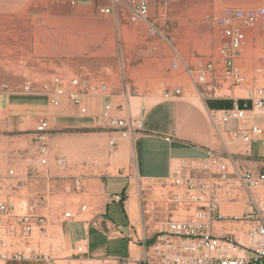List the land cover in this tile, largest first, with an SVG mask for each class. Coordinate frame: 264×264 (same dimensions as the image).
Segmentation results:
<instances>
[{
  "label": "rangeland",
  "instance_id": "374dc122",
  "mask_svg": "<svg viewBox=\"0 0 264 264\" xmlns=\"http://www.w3.org/2000/svg\"><path fill=\"white\" fill-rule=\"evenodd\" d=\"M73 1L0 0V84L5 83L8 87L0 92V96H9L17 102L30 100L41 106L43 115H49L50 159L65 156L70 164L66 174L51 168L52 176L83 174L84 178H88L93 175H116L115 165L120 166L123 160H127L129 155L121 160L115 150L124 142L133 150L134 140L121 141L115 147H109V129L98 120L106 96L113 104L122 107L123 116L130 110L133 114H140L145 126L160 123L166 128H175L179 121H188L185 120L187 113L183 110L177 112V108L191 107L201 115L198 121L205 122L214 137L216 135L203 100L246 96L242 88H229L223 82L220 83L221 87L216 85L215 88L214 82L196 86L185 75L182 64L196 70L212 60L216 77L220 79L223 64L219 50L226 39L221 29L213 24V18L227 8L247 10L264 6V0H145L149 5L147 22L130 20L132 0ZM102 8H108L110 12L101 14ZM192 27H196L197 34L189 37L188 31ZM239 28L246 35V44L235 62L248 78H252L264 53V19L254 27L239 25ZM175 63L179 65L176 70L172 68ZM55 77L65 81L77 77L86 82H103L107 85L106 92L86 100L87 113L80 115L86 118L89 114H96L97 126L94 129L61 128L55 116L60 112L58 107L48 106L42 96L21 91L26 82L40 84ZM262 83L263 80L259 79L258 84ZM178 87L182 91L180 96L173 100L163 99V91ZM199 96L202 101H199ZM153 107L159 112L144 114L145 110ZM257 120L264 125V115L258 116ZM7 122L5 112H1L0 176H5L10 167L24 174L34 155L28 135L31 131H12ZM183 126L185 128L181 127L179 135L186 138L188 122ZM142 144L145 148L138 149L137 153L141 165L152 161L151 151L159 152L158 147H163L157 139L149 140L147 144L142 141L137 145ZM146 146L150 150L148 154ZM14 150L23 151L24 158L15 152L11 158L3 156L4 152ZM160 157L157 155V160ZM130 158L132 164V152ZM95 161V166L89 165ZM82 164L87 166L83 168ZM53 181L47 189L40 177L36 183H28L21 193L29 203H39L44 198L46 207L38 204L37 212L56 222L63 212H76L82 202L74 193H64L59 188L61 183L58 178ZM114 185L115 181L108 182L109 189ZM243 207L239 204L234 211L240 214ZM110 208L113 210L114 207ZM109 213L113 215V211ZM81 219L88 218L84 214ZM33 242H40L43 252L50 248L60 257L70 254L69 251L58 253L63 244L59 238L51 242L36 236ZM81 259L72 264H100L95 260L90 261L93 258H87V255Z\"/></svg>",
  "mask_w": 264,
  "mask_h": 264
},
{
  "label": "built area",
  "instance_id": "2783aa9c",
  "mask_svg": "<svg viewBox=\"0 0 264 264\" xmlns=\"http://www.w3.org/2000/svg\"><path fill=\"white\" fill-rule=\"evenodd\" d=\"M74 2L73 0H71ZM130 20L147 22L149 5L145 0H132ZM102 8L101 14H108ZM264 19V6L255 9H224L213 18V24L221 29L226 43L219 50L223 64L220 79L216 77L215 63L207 61L198 69L182 64L185 75L196 86L214 82L228 84L229 88H242L246 96L229 99L232 106L223 110H208V120L217 143L205 150L203 158H191L174 162L164 178L143 180L134 175L137 183V199L140 216L139 235L129 237V247L135 250L123 259L99 258L100 264H264V172L243 169L241 157H250L252 144L262 135L263 125L257 120L264 115V53L256 75L248 78L236 64L246 44V35L239 25L254 27ZM173 69H178L177 63ZM259 79L263 80L262 84ZM8 87L0 84V92ZM21 91L25 94L46 98L52 107H59L63 100L78 109L79 115L87 113L86 100L107 91L103 82H86L74 77L68 81L55 77L47 82H26ZM181 89L165 90L162 97L173 100L181 95ZM210 92V90H208ZM215 95V94H214ZM242 102V106L239 103ZM120 105L105 97L99 121L109 129L108 146L134 140L144 132L142 117L128 111L125 116ZM49 121L41 118L29 135L33 144L32 163L24 174L10 167L5 176H0V262L10 264H67L86 256L89 251L87 238L76 242L70 254L56 255L53 249L41 251L40 242L46 239L50 225L67 222H83L98 230H104L109 238L120 236L114 227L105 226L103 218L82 220L90 211L86 204H79L77 211H65L57 221H50L37 212L38 204L29 203L22 196L28 183L41 180L48 189L58 178L66 194L83 191V174L52 176L51 168L66 174L70 164L65 156L50 159L48 147ZM169 141L170 138H165ZM240 148V149H239ZM24 158L23 151L4 152L11 158L13 153ZM97 162L89 165L95 166ZM83 168L87 164H82ZM43 175V176H41ZM119 197L110 202H119ZM243 205L240 212L235 205ZM92 261V260H91ZM70 264V263H68Z\"/></svg>",
  "mask_w": 264,
  "mask_h": 264
},
{
  "label": "crops",
  "instance_id": "0c3cea01",
  "mask_svg": "<svg viewBox=\"0 0 264 264\" xmlns=\"http://www.w3.org/2000/svg\"><path fill=\"white\" fill-rule=\"evenodd\" d=\"M47 103L46 98H43ZM202 99L199 96V101ZM207 106V110H223L232 106L230 99L222 100H203ZM67 102V103H65ZM88 104H90L88 102ZM231 105V106H230ZM91 106V104H90ZM60 112L55 115L61 128L69 129H94L97 126L96 114H89L86 118H82L78 109L70 102L63 100L58 107ZM41 106L36 103L24 100V102L13 101L9 96H0V114L5 112L8 119V125L12 131H26L33 130V126L38 122V118L43 117L47 119L48 116L43 115ZM183 110L185 113V120H188V133L186 138L180 137L179 130L187 124L186 121L180 122L175 128H166L160 123L146 124L143 122L145 134H138L134 139L133 150L126 142L122 143L116 148V155L123 160L125 156L129 155L127 160H123L120 166H116V175H106L101 177L95 175L93 177L84 178L83 193L75 194L77 199L81 200V204H86L90 210L85 215L88 219L103 218L105 226L114 227L120 236L109 238L104 230H98L92 225H86L82 222H67L60 225H51L48 230L46 240L51 242L55 238L62 239V245L58 249V253H65L71 250L72 246L85 238L89 241V251L87 258L96 260V258L108 259H123L129 253H133L138 248L133 249L129 247V237L135 238L139 235L140 216L137 199V183L134 180V175H138L143 180H151L156 178H164L169 174L171 165L178 161L191 158H203L205 156L206 148L216 143V137L212 135L211 130L205 122L198 121L201 115L193 108H177V112ZM159 112L154 107L145 110L147 113ZM142 112V111H141ZM176 114V112H175ZM140 115V114H139ZM55 117L53 122L55 123ZM41 119V118H40ZM49 121V118L47 119ZM99 120V119H98ZM178 126V128H177ZM264 126V125H263ZM183 128V129H184ZM170 138L166 141L165 138ZM158 140L163 145L158 147L159 152H152V161L146 162L143 165L138 160V149H142L143 144L138 143L149 140ZM263 146V150L262 149ZM145 148V147H144ZM147 154L150 153L148 146H146ZM128 149L129 152H128ZM240 149V148H239ZM131 152L134 158L131 164ZM157 155L161 156L157 160ZM129 159V160H128ZM156 159V160H155ZM239 166L243 169L256 170L264 172V136L256 138L252 144V154L250 157L243 156L239 162ZM115 181L114 187L109 189L108 182ZM59 184L62 183L58 181ZM61 185V184H60ZM59 185V188L61 187ZM98 186V187H97ZM119 197V202H110V199ZM114 205V206H113ZM119 205V207H115ZM114 207L113 210L110 207ZM118 209H121L119 211ZM113 211V215L109 212ZM54 228L55 230H51ZM59 229V230H58ZM51 245V244H50ZM51 247H53L51 245ZM56 255L59 256L56 252ZM80 259L74 258L66 260V262H77ZM82 260V259H81Z\"/></svg>",
  "mask_w": 264,
  "mask_h": 264
},
{
  "label": "bare ground",
  "instance_id": "6f19581e",
  "mask_svg": "<svg viewBox=\"0 0 264 264\" xmlns=\"http://www.w3.org/2000/svg\"><path fill=\"white\" fill-rule=\"evenodd\" d=\"M194 21V23H196V21L197 20H193ZM195 25V24H194ZM193 25V26H194ZM189 28V27H188ZM196 35L197 34V30H196V27H192L191 29H189V31H188V35H189V37H191V35L193 36V35ZM234 209H236L237 210V205L235 206V208Z\"/></svg>",
  "mask_w": 264,
  "mask_h": 264
},
{
  "label": "trees",
  "instance_id": "16d2710c",
  "mask_svg": "<svg viewBox=\"0 0 264 264\" xmlns=\"http://www.w3.org/2000/svg\"><path fill=\"white\" fill-rule=\"evenodd\" d=\"M240 106H242V102L239 103ZM231 106V105H230Z\"/></svg>",
  "mask_w": 264,
  "mask_h": 264
}]
</instances>
